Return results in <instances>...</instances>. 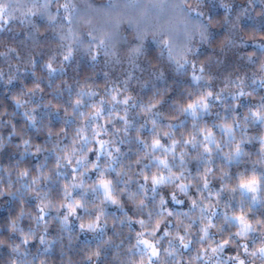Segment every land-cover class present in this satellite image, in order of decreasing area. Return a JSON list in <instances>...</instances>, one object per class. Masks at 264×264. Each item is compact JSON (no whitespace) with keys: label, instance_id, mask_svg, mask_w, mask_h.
<instances>
[{"label":"clouds","instance_id":"clouds-1","mask_svg":"<svg viewBox=\"0 0 264 264\" xmlns=\"http://www.w3.org/2000/svg\"><path fill=\"white\" fill-rule=\"evenodd\" d=\"M0 264H264V0H0Z\"/></svg>","mask_w":264,"mask_h":264}]
</instances>
